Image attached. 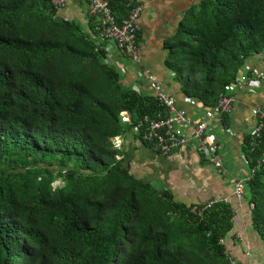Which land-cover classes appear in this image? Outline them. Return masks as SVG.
I'll return each instance as SVG.
<instances>
[{"label":"trees","instance_id":"obj_1","mask_svg":"<svg viewBox=\"0 0 264 264\" xmlns=\"http://www.w3.org/2000/svg\"><path fill=\"white\" fill-rule=\"evenodd\" d=\"M137 2L108 0L117 22ZM57 13L51 0H0V264H223L230 204L194 215L116 158L111 138L159 103L124 86L86 28ZM164 45L183 95L211 106L263 51L264 0H203ZM256 141L243 150L264 239V130Z\"/></svg>","mask_w":264,"mask_h":264},{"label":"crops","instance_id":"obj_2","mask_svg":"<svg viewBox=\"0 0 264 264\" xmlns=\"http://www.w3.org/2000/svg\"><path fill=\"white\" fill-rule=\"evenodd\" d=\"M143 10L138 18L141 29L139 36L142 64L149 68L166 91L176 99L177 106L184 108L195 118L204 116L203 110L190 104L180 89V83L164 63L167 55L165 42L172 38L187 12L203 0H138ZM59 13L68 19H75L87 28V5L82 0H70ZM122 65L120 72L126 86L139 84L142 93L149 94L147 85L135 76L136 65L126 59H114ZM257 71L253 86H241L235 92L231 112L225 116V123L231 134L220 132L218 121L210 123L221 144L224 173L205 161L189 146L174 149L161 155L151 144L144 142L132 131L121 135L119 158L130 173L151 184L157 190L168 191L175 201L188 206L205 201H226L232 210V227L224 237L225 251L230 258L223 264H264V239L252 223V202L247 181L241 198L233 194V180L247 178L250 167L244 153V140L257 123L256 110L264 109V51L249 56L245 63ZM189 133V132H188Z\"/></svg>","mask_w":264,"mask_h":264},{"label":"built area","instance_id":"obj_3","mask_svg":"<svg viewBox=\"0 0 264 264\" xmlns=\"http://www.w3.org/2000/svg\"><path fill=\"white\" fill-rule=\"evenodd\" d=\"M70 0H51L52 7L61 11ZM87 5V15L93 20V30L86 28L90 38L100 45L104 50L103 60L106 64L114 65L120 71H124L122 65L113 63L114 59H126L136 65L135 76L138 81H143L147 85L149 94L153 95L159 103V111L153 117L145 116V124L142 122L132 127L131 131L144 142L151 144L161 155H167L176 148L189 146L208 163L212 164L220 173H224L223 158L220 143L214 133H210V124L213 119L218 121L220 132L231 134L232 130L225 123L227 116L235 101V92L241 86H253L258 72L249 65L243 64L234 76V79L224 87L219 93L216 102L207 106L198 99L187 97V101L194 105L197 110L202 109L204 116L195 118L187 111L177 106L175 97L163 88L161 82L142 64L140 55V25L138 18L143 10V4L135 3L129 10L128 15L121 21L115 19L108 0H82ZM264 51V49H263ZM119 72V73H120ZM136 92L142 93L138 83L132 87ZM257 123L249 132V145H256V139L264 130V109L256 110ZM124 122H130L127 111L120 113ZM189 132V133H188ZM115 149L121 148V135L111 138ZM116 158H119L118 154ZM260 161L264 162V152L260 156ZM253 169H250L247 178H237L233 180V194L236 198H241L244 191V182L250 179ZM215 200L205 201L200 204L191 205L190 212L200 216L204 210L209 208ZM220 244H224V238L220 239ZM226 258L229 254L223 251ZM231 264H236L231 260Z\"/></svg>","mask_w":264,"mask_h":264},{"label":"rangeland","instance_id":"obj_4","mask_svg":"<svg viewBox=\"0 0 264 264\" xmlns=\"http://www.w3.org/2000/svg\"><path fill=\"white\" fill-rule=\"evenodd\" d=\"M57 15H59L60 17H63L61 13H57ZM113 65V64H112ZM114 66V65H113ZM121 83L124 85L123 81H122V78H121ZM125 86V85H124ZM126 87H129L126 85ZM132 87V86H130ZM63 183L61 180H56L52 183L53 187H57V186H61Z\"/></svg>","mask_w":264,"mask_h":264},{"label":"flooded vegetation","instance_id":"obj_5","mask_svg":"<svg viewBox=\"0 0 264 264\" xmlns=\"http://www.w3.org/2000/svg\"><path fill=\"white\" fill-rule=\"evenodd\" d=\"M140 36H141V29H140Z\"/></svg>","mask_w":264,"mask_h":264}]
</instances>
